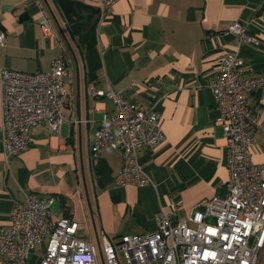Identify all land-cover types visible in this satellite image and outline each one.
Segmentation results:
<instances>
[{
  "label": "crops",
  "instance_id": "0c3cea01",
  "mask_svg": "<svg viewBox=\"0 0 264 264\" xmlns=\"http://www.w3.org/2000/svg\"><path fill=\"white\" fill-rule=\"evenodd\" d=\"M44 20L54 36L44 34ZM237 21L257 44L239 47L226 34ZM2 33L0 73L48 72L65 56L70 100L59 132L39 125L23 154L6 157L0 82V227L10 224L14 204L34 193L54 198L49 222L71 218L79 237L100 246L103 233L113 239L148 234L163 210L181 220L203 200L226 196L229 149L210 83L230 51L240 52L247 74L264 73V0H120L106 11L86 0H0ZM111 90L162 115L164 142L139 150L151 180L146 186L116 184L124 165L120 149L92 152L101 121L115 111V102L98 94ZM248 104L264 114V87ZM251 158L264 163V136ZM47 244L37 246L31 264ZM0 264H8L2 255Z\"/></svg>",
  "mask_w": 264,
  "mask_h": 264
},
{
  "label": "built area",
  "instance_id": "2783aa9c",
  "mask_svg": "<svg viewBox=\"0 0 264 264\" xmlns=\"http://www.w3.org/2000/svg\"><path fill=\"white\" fill-rule=\"evenodd\" d=\"M86 1L106 11L120 0ZM41 27L46 36H54L47 20ZM226 34H232L239 47L258 43L241 21ZM5 40L6 35L0 34V45ZM68 69L67 57L60 56L48 72L1 71L6 157L23 154L39 125L52 132L61 130L66 120L63 109L70 100L64 83ZM263 87L264 73L247 74L237 50L224 54L210 83L229 149L225 197L203 200L181 220L174 210H163L156 217L157 229L148 234L113 239L103 233V244L98 246L77 235L79 224L71 218L49 222L54 198L31 193L14 204L10 224L0 227V255L8 264H31V254L48 238L44 254L34 264H264V163L251 158V149L264 136V114L248 104L250 95ZM98 95L113 100L115 111L105 115L94 134V156L106 147L120 149L124 165L116 184L148 185L151 180L139 150L164 142L161 113L155 107L144 110L114 90Z\"/></svg>",
  "mask_w": 264,
  "mask_h": 264
},
{
  "label": "water",
  "instance_id": "95a60500",
  "mask_svg": "<svg viewBox=\"0 0 264 264\" xmlns=\"http://www.w3.org/2000/svg\"><path fill=\"white\" fill-rule=\"evenodd\" d=\"M28 16V14L27 13H25L23 16H22V18H24V17H27Z\"/></svg>",
  "mask_w": 264,
  "mask_h": 264
},
{
  "label": "rangeland",
  "instance_id": "374dc122",
  "mask_svg": "<svg viewBox=\"0 0 264 264\" xmlns=\"http://www.w3.org/2000/svg\"><path fill=\"white\" fill-rule=\"evenodd\" d=\"M47 242H48V238L45 239V243H47Z\"/></svg>",
  "mask_w": 264,
  "mask_h": 264
},
{
  "label": "snow or ice",
  "instance_id": "6c2138e0",
  "mask_svg": "<svg viewBox=\"0 0 264 264\" xmlns=\"http://www.w3.org/2000/svg\"><path fill=\"white\" fill-rule=\"evenodd\" d=\"M211 231V230H210Z\"/></svg>",
  "mask_w": 264,
  "mask_h": 264
}]
</instances>
